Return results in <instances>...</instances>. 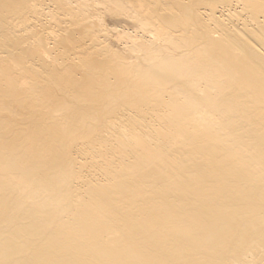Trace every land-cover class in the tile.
<instances>
[{
	"label": "bare ground",
	"instance_id": "1",
	"mask_svg": "<svg viewBox=\"0 0 264 264\" xmlns=\"http://www.w3.org/2000/svg\"><path fill=\"white\" fill-rule=\"evenodd\" d=\"M0 264H264V0H0Z\"/></svg>",
	"mask_w": 264,
	"mask_h": 264
},
{
	"label": "rangeland",
	"instance_id": "2",
	"mask_svg": "<svg viewBox=\"0 0 264 264\" xmlns=\"http://www.w3.org/2000/svg\"><path fill=\"white\" fill-rule=\"evenodd\" d=\"M103 23H104V22H103ZM103 25H104L105 28L108 27V24H107V23H104ZM108 28H109V27H108Z\"/></svg>",
	"mask_w": 264,
	"mask_h": 264
}]
</instances>
